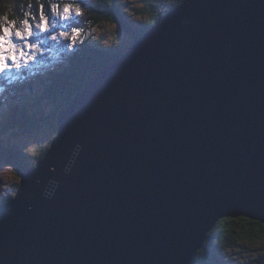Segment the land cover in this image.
I'll list each match as a JSON object with an SVG mask.
<instances>
[{
	"label": "water",
	"instance_id": "95a60500",
	"mask_svg": "<svg viewBox=\"0 0 264 264\" xmlns=\"http://www.w3.org/2000/svg\"><path fill=\"white\" fill-rule=\"evenodd\" d=\"M264 216V0H184L102 69L0 204V264H193Z\"/></svg>",
	"mask_w": 264,
	"mask_h": 264
},
{
	"label": "trees",
	"instance_id": "16d2710c",
	"mask_svg": "<svg viewBox=\"0 0 264 264\" xmlns=\"http://www.w3.org/2000/svg\"><path fill=\"white\" fill-rule=\"evenodd\" d=\"M84 2L92 9V11L86 10L85 12L90 23V27L85 28V35L105 24L113 25L115 23L123 33L133 39L132 43L127 45L120 43L119 39H113V47L104 50L92 38H84L83 35V45H79L74 52H69L67 62L63 66L65 68L54 70L63 72L64 76L60 81L57 79V81L51 82L50 74L49 77L44 78L45 81H41L38 76L34 81V78L32 79L29 75V70L23 69L20 76V78H24L22 84L26 81L30 82L26 96H30L32 93L37 96V103H53L55 111L47 115H39L37 112L32 114L29 110L31 105L27 100H22L27 99L26 96L13 95L12 102L16 106L7 115L3 129H0V166H8L21 174L23 168L41 161L49 150L50 143L57 135L60 112L69 106L73 98L84 91L102 69L116 62L137 38L144 36L147 31L162 22L171 10L181 5L180 0H173L171 5L166 6L161 1L150 0L146 7L139 11L138 17L142 23L133 24L134 20L130 19L128 12L123 10L120 0H116L111 5H109V0H84ZM29 5H31V9ZM36 6L37 0H0V16L6 14L10 20L19 21L24 18L25 12L35 11ZM1 81L7 82L9 79L0 76V83ZM43 131L51 133L52 139L47 148L41 150L42 153L35 160L33 157L31 159L24 147L10 143L4 137V134L10 133L14 138L20 140ZM222 228L223 232L218 233L216 238H213L211 242L206 241V253L202 256L199 253L193 264H264V258L258 255L260 252H264V246L258 247L264 240V229L260 227V224L240 221L239 223L225 224ZM221 236L223 237V247L216 243V239ZM241 240H248L255 244V247L238 243ZM240 246L246 248L251 256L232 260L233 262L229 261L224 248L230 247L232 251H237V249H243Z\"/></svg>",
	"mask_w": 264,
	"mask_h": 264
},
{
	"label": "snow or ice",
	"instance_id": "6c2138e0",
	"mask_svg": "<svg viewBox=\"0 0 264 264\" xmlns=\"http://www.w3.org/2000/svg\"><path fill=\"white\" fill-rule=\"evenodd\" d=\"M115 2L116 0H109V5ZM183 2L184 0H180L181 4ZM131 7L128 0H124L123 10L128 12ZM29 8L31 9V5ZM86 10L92 11L84 0H37L35 11L25 12L24 18L19 21L10 20L6 14L0 16V76L13 79V75L22 72L40 55L45 54V45L49 40L56 43L63 41L62 46L74 52L79 45H83L84 40L80 37L85 34V28L90 27L85 15ZM113 27H116L115 23ZM240 221L260 224L264 229V216L254 217L241 209L239 212L223 213L216 217L209 225L206 238L211 242L218 233L223 232V225ZM216 243L223 247V237L217 238ZM238 243L255 247V244L248 240ZM260 243L264 246V240ZM198 251L202 256L207 248L199 246ZM231 251L230 247L224 248L227 254ZM258 255L264 258V252ZM229 259L237 260L238 257L229 255Z\"/></svg>",
	"mask_w": 264,
	"mask_h": 264
},
{
	"label": "rangeland",
	"instance_id": "374dc122",
	"mask_svg": "<svg viewBox=\"0 0 264 264\" xmlns=\"http://www.w3.org/2000/svg\"><path fill=\"white\" fill-rule=\"evenodd\" d=\"M149 1L150 0H128V2L132 5V7L128 11V17L130 19H133L135 22L139 23L141 21V19H137L139 11L142 8L146 7L147 2ZM157 1L163 2L165 4L164 6H166L171 5L173 0ZM120 2L123 4L124 0H120ZM127 36L128 35L123 33L117 26L114 28L112 24H105L102 27L93 29L89 32V34H84V38H92V40L96 44L104 48V50H109L113 47V39H119L120 43H126L127 45H130L133 39ZM84 38L82 36L80 37V39ZM50 42V40L47 41L46 45H52V48L45 47V54L40 55L34 62V66L32 68L33 77L36 76L38 72L44 70L43 68L51 67L53 64L55 66H58L60 64V67L65 68L63 66L66 58L65 53L67 49L65 47H62V49L55 55L53 49L56 45ZM43 56L45 58L51 59V61L48 63L46 61H43V59H45L41 58ZM20 75L21 73H18L13 76V79H11L10 81H1L0 83V129H3L7 121V115H9L11 113V110L16 106V104L14 105V103L12 102V96H26L27 94V87L20 81ZM63 76V72H57L52 70L50 73V81L55 82L57 81V79H59V77L60 79H63ZM19 86L22 89H20ZM26 98L27 99L22 100H27L28 103L31 105L29 110L32 114L37 112L39 115H47L55 111L54 105L51 102L37 103V96L35 94L31 93L30 96H26ZM4 137L8 140V142L13 143L17 146L24 147V149L30 154L31 159L33 157V160H35V158L42 153L41 150L47 148L48 144L52 139L51 133L46 131L26 136L24 138H21L20 140L14 138L10 133L4 134ZM20 182L21 176L19 172H16L8 166H0V203L7 201L10 196H13V193L16 192V190L18 189V185H20ZM261 246L262 245H259L258 247L261 248ZM240 247L243 249H239V251H231L230 254L226 253L227 259L229 261L233 262L231 259H229V255L232 257H238V259L247 258L251 256V254L246 248L242 246Z\"/></svg>",
	"mask_w": 264,
	"mask_h": 264
},
{
	"label": "clouds",
	"instance_id": "9594fccd",
	"mask_svg": "<svg viewBox=\"0 0 264 264\" xmlns=\"http://www.w3.org/2000/svg\"><path fill=\"white\" fill-rule=\"evenodd\" d=\"M181 5H182V4H181ZM181 5H180V6H181ZM180 6H179V7H180ZM177 8H178V7H177ZM171 11H172V10H171ZM171 11H170V12H171ZM140 22H141V21H140ZM140 22H139V23H140ZM132 23H133V24H134V23L139 24L138 22H135V21H133ZM141 23H142V22H141ZM135 25H136V24H135ZM156 25H157V24H156ZM151 30H152V28H151L149 31H147L146 34H147L148 32H150ZM58 31H59V29H58ZM146 34H145V35H146ZM127 37H129V36H127ZM50 43L56 45V46L54 47V49H53V52H54V54L56 55V53L59 52V51L62 49V47H63L62 44H63L64 42L62 41V42H60V43H56V42H52V41H51ZM45 47L52 48V45H45ZM128 49H129V48H128ZM69 52H70V51L67 50L66 53H65V57H66V58H65L64 63L67 62ZM123 54H124V53H123ZM123 54H122V55H123ZM122 55H121V56H122ZM54 57H55V56H54ZM41 58L43 59V58H45V57L43 56V57H41ZM120 58H121V57H120ZM120 58H119V59H120ZM43 61H46V62L48 63V62L51 61V59L45 58V59H43ZM33 66H34V63H31L30 66L27 67V68H25V69L29 70V75L31 76L32 79L34 78V81H36V78H35L36 76H38V77L40 78L41 81H45L46 79H44V78L49 77V74H50L51 70H57L58 68H61V67H60V64H59L58 66H55V65L53 64L51 67L43 68L44 70L38 72V74H37L36 76L33 77V75H32V68H33ZM39 67H40V65H39ZM22 72H23V71H22ZM22 72H21V75H22ZM21 75H20V76H21ZM23 79H24V78H20V81L22 82ZM60 80H61V79H60V77H59V81H60ZM93 80H94V79H93ZM93 80H92V81H93ZM9 81H10V80H9ZM32 81H33V80H32ZM92 81H91V82H92ZM91 82H90L89 84H91ZM29 84H30V82H28V81H26V82L24 83V85L27 87L26 90H28V85H29ZM89 84H88V85H89ZM88 85H87V86H88ZM20 86H21V85H20ZM20 86H19V87H20ZM87 86H86V87H87ZM20 89H22V88H20ZM85 89H86V88H85ZM85 89H84V90H85ZM83 92H84V91H83ZM77 96H78V95H77ZM77 96H76V97H77ZM76 97H75V98H76ZM73 99H74V98H73ZM72 101H73V100H72ZM72 101H71V102H72ZM70 104H71V103H70ZM70 104H69V105H70ZM65 109H66V108H65ZM62 111H63V110H62ZM61 113H62V112H60V114H61ZM59 116H60V115H59ZM58 119H59V118H58ZM39 162H40V161H38L37 163H39ZM37 163L32 164V165H28V166H29V167H34V166L37 165ZM28 166H27V167H28ZM25 168H26V167H25ZM20 176H21V174H20ZM20 183H21V182H20ZM17 191H18V189L16 190V192L13 193V196H10V197L7 199V201H5V202H3V203L9 202L12 198L16 197ZM0 204H1V203H0Z\"/></svg>",
	"mask_w": 264,
	"mask_h": 264
},
{
	"label": "bare ground",
	"instance_id": "6f19581e",
	"mask_svg": "<svg viewBox=\"0 0 264 264\" xmlns=\"http://www.w3.org/2000/svg\"><path fill=\"white\" fill-rule=\"evenodd\" d=\"M141 38H143V36H142V37H139V38H137L136 40H139V39H141ZM136 40H135V41H136ZM135 41H134V42H135ZM19 187H20V185H19ZM18 189H19V188H18Z\"/></svg>",
	"mask_w": 264,
	"mask_h": 264
}]
</instances>
